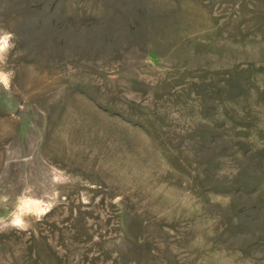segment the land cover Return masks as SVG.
<instances>
[{
    "label": "rangeland",
    "instance_id": "1",
    "mask_svg": "<svg viewBox=\"0 0 264 264\" xmlns=\"http://www.w3.org/2000/svg\"><path fill=\"white\" fill-rule=\"evenodd\" d=\"M0 264H264V0H0Z\"/></svg>",
    "mask_w": 264,
    "mask_h": 264
}]
</instances>
